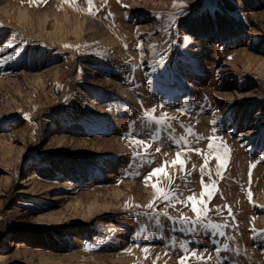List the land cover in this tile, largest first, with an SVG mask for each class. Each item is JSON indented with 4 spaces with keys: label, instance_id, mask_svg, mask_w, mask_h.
<instances>
[{
    "label": "rangeland",
    "instance_id": "1",
    "mask_svg": "<svg viewBox=\"0 0 264 264\" xmlns=\"http://www.w3.org/2000/svg\"><path fill=\"white\" fill-rule=\"evenodd\" d=\"M0 264H264V0H0Z\"/></svg>",
    "mask_w": 264,
    "mask_h": 264
},
{
    "label": "snow or ice",
    "instance_id": "2",
    "mask_svg": "<svg viewBox=\"0 0 264 264\" xmlns=\"http://www.w3.org/2000/svg\"><path fill=\"white\" fill-rule=\"evenodd\" d=\"M162 171H163L162 168H158V169L154 170V173H152V174L154 175V174H156V173H160V172H162Z\"/></svg>",
    "mask_w": 264,
    "mask_h": 264
},
{
    "label": "bare ground",
    "instance_id": "3",
    "mask_svg": "<svg viewBox=\"0 0 264 264\" xmlns=\"http://www.w3.org/2000/svg\"><path fill=\"white\" fill-rule=\"evenodd\" d=\"M133 8H134V7H133ZM113 22H114V21H113ZM115 22H116V21H115ZM137 78H138V77H137ZM139 78H140V77H139ZM136 80H137V79H136ZM138 83H139V81H138ZM137 86H138V85H137ZM138 87H139V86H138ZM139 89H140V88H139ZM139 89H138V90H139ZM124 93H126V91H125ZM124 110H125V109H124ZM126 111H127V110H126ZM127 112H128V111H127ZM164 125H165V124H164ZM242 252H243V251H242ZM247 255H248V256H247ZM247 255H246V256L249 257V254H247Z\"/></svg>",
    "mask_w": 264,
    "mask_h": 264
}]
</instances>
